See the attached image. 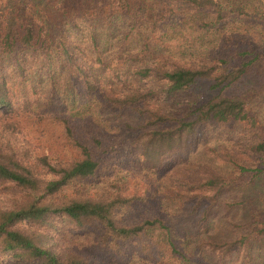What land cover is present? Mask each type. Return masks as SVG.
Returning <instances> with one entry per match:
<instances>
[{"label":"trees","instance_id":"1","mask_svg":"<svg viewBox=\"0 0 264 264\" xmlns=\"http://www.w3.org/2000/svg\"><path fill=\"white\" fill-rule=\"evenodd\" d=\"M258 1L0 0V192L14 190L0 195V264L252 263L264 227L202 229L227 193L257 180L204 164L167 191L152 177L210 130L254 127L232 90L253 60L225 54L220 37L235 19L264 26ZM249 150L225 156L238 175H261L264 161H247L264 139ZM64 221L90 252L59 244Z\"/></svg>","mask_w":264,"mask_h":264},{"label":"rangeland","instance_id":"2","mask_svg":"<svg viewBox=\"0 0 264 264\" xmlns=\"http://www.w3.org/2000/svg\"><path fill=\"white\" fill-rule=\"evenodd\" d=\"M257 3L264 5V0H259ZM251 23L240 21V19L231 21L225 29L221 30L220 45L225 54L234 56L236 60L245 58L253 60L243 83L232 90L236 92L235 94L242 95L248 114L254 118V127L251 130L248 128L246 134L247 130L237 132L233 130L235 127L210 130L204 137L198 138L193 150L180 156L179 164L170 165L165 173L159 174L160 178L152 177L154 180H163L167 191L172 184L178 185L180 178L190 180L197 178L198 169L204 164L222 173L227 180H257L245 187L244 195L237 190L227 193L224 196V202L218 203L219 209L216 207L213 209L212 217L207 220L208 225H205L202 230L220 238L233 236L242 228H253L259 231L264 227V172L255 177L251 175V172L238 175L237 168L233 164L234 160L225 156V152L232 156L235 151H239L243 154V158H247L245 154L252 152L249 150L252 140H257L259 137L264 139V26L260 24L252 26ZM243 50L247 54L241 56L240 51ZM154 84L150 81L136 83L137 86L146 87L154 86ZM194 92L190 95H178L173 103L163 101L161 106L165 110L176 109L180 104L193 98ZM258 161H264V151L253 152L247 162L250 166H255ZM198 162L201 164H197ZM122 165L134 169L139 167L134 159H127ZM101 180H104L103 177ZM13 191L12 189L2 190L0 195L6 198ZM68 226L66 221L60 224L59 229L62 234L59 237V244L74 248L76 252L78 250L83 254L90 252V245L83 236L70 231ZM251 241L249 250L251 264H264V233L254 235ZM202 257L205 260L214 259V256H207V254H202ZM216 260L214 259L212 264H217ZM226 264H236V261L230 259Z\"/></svg>","mask_w":264,"mask_h":264}]
</instances>
